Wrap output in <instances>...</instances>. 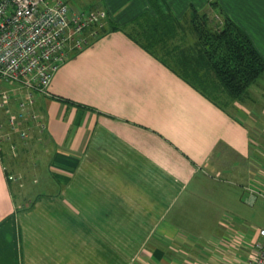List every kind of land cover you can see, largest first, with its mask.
I'll return each mask as SVG.
<instances>
[{
  "label": "crops",
  "instance_id": "0c3cea01",
  "mask_svg": "<svg viewBox=\"0 0 264 264\" xmlns=\"http://www.w3.org/2000/svg\"><path fill=\"white\" fill-rule=\"evenodd\" d=\"M160 1L178 19L193 9L229 18L264 59V0ZM69 3L111 24L71 52L39 100L46 129L33 136L49 176L27 205L0 147V264L224 261L233 232L230 245L211 237L226 194L264 184V73L230 111L128 34L152 0Z\"/></svg>",
  "mask_w": 264,
  "mask_h": 264
},
{
  "label": "built area",
  "instance_id": "2783aa9c",
  "mask_svg": "<svg viewBox=\"0 0 264 264\" xmlns=\"http://www.w3.org/2000/svg\"><path fill=\"white\" fill-rule=\"evenodd\" d=\"M105 19L102 9L72 11L69 0H0V147L46 129L40 98L71 52L94 36L88 29ZM258 236L250 264H264V228Z\"/></svg>",
  "mask_w": 264,
  "mask_h": 264
},
{
  "label": "rangeland",
  "instance_id": "374dc122",
  "mask_svg": "<svg viewBox=\"0 0 264 264\" xmlns=\"http://www.w3.org/2000/svg\"><path fill=\"white\" fill-rule=\"evenodd\" d=\"M223 19L224 18L221 19L216 17L214 13L210 15L206 10H190L181 21V29L184 33V35H182L183 41L190 47H192V45L194 46L198 38V31L201 30L200 28L204 30L214 29V31H216L224 26ZM127 30L135 38L145 42V38L142 35L143 30L138 25L133 24L129 26ZM180 35L181 32L178 33L179 37ZM152 48L159 55L168 58L170 63L173 65L175 64L174 54L170 50V53H168L167 49H164L161 45H156ZM262 75L258 79H260ZM190 78L196 82L200 88L204 89L208 94L224 104L230 111H236L238 103L245 100L249 94L246 93L247 95L245 94L243 99L233 97L223 89L218 82L217 84L212 82L211 79L214 78V75H210L211 79H205V82L202 81L203 79L200 80L195 77ZM33 135L34 134L30 135L26 139L27 141L16 135L13 140L14 144H10V142H4L2 144L3 147L11 150H9L10 153L8 152L5 156L6 168L14 195L22 205L29 204L33 196L46 189L42 179L43 176H49L46 165L47 161H43L42 157L38 155L42 149L40 150L38 140L34 138ZM42 141L45 142V140ZM260 161L262 162V160ZM260 181L264 183V178L261 177ZM254 186L256 187V193L253 197L249 189H241L239 186L236 187L241 190L238 194H226L229 201H226L221 209V212L225 210V214L223 215L224 219L221 220V225L212 234L211 238L219 236L222 243L230 245V243L226 242L224 239L231 236L233 232L231 237L234 238L235 236V238L232 242L233 245L231 246V250L237 260L229 259L232 257V254H230L231 256L228 255V258L224 259V261L220 259L217 264H250L249 261L254 259V241L257 237L259 238V229L264 228V184L259 183Z\"/></svg>",
  "mask_w": 264,
  "mask_h": 264
},
{
  "label": "trees",
  "instance_id": "16d2710c",
  "mask_svg": "<svg viewBox=\"0 0 264 264\" xmlns=\"http://www.w3.org/2000/svg\"><path fill=\"white\" fill-rule=\"evenodd\" d=\"M152 6L153 12L141 14L131 24H136L143 30L145 42L135 38L129 31L128 34L214 102L224 106L190 77L203 79L205 82V79H211L210 75H214L211 79L214 84L218 82L233 97L243 99L250 86L264 73V59L247 34L229 18L224 17V26L216 31L199 27L201 30L198 31L197 41L190 47L182 39V19L176 18L160 0H152ZM107 24L111 23L105 19L102 25L89 28L88 34L94 32L90 39L104 33L108 29ZM156 45H161L168 53L170 50L174 54V65L152 48Z\"/></svg>",
  "mask_w": 264,
  "mask_h": 264
}]
</instances>
